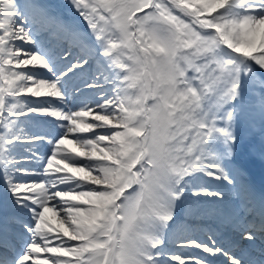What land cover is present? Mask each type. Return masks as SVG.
Segmentation results:
<instances>
[{
    "label": "snow or ice",
    "instance_id": "1",
    "mask_svg": "<svg viewBox=\"0 0 264 264\" xmlns=\"http://www.w3.org/2000/svg\"><path fill=\"white\" fill-rule=\"evenodd\" d=\"M70 4L0 0V264H264V197L192 228L264 125V0Z\"/></svg>",
    "mask_w": 264,
    "mask_h": 264
},
{
    "label": "rangeland",
    "instance_id": "2",
    "mask_svg": "<svg viewBox=\"0 0 264 264\" xmlns=\"http://www.w3.org/2000/svg\"><path fill=\"white\" fill-rule=\"evenodd\" d=\"M45 2L48 3L55 12H58L60 14H66L67 16H75L76 15L74 10L71 7L70 0H45ZM253 118H255V117L253 116ZM244 122H245L246 126L243 125ZM259 126L264 127V125H262L261 121L259 123ZM238 131H239V135L241 137L242 147L240 150V154L238 156L237 163L232 166L233 167V176L235 177V184L234 185L229 184L231 187L229 189H226V191H224L227 195L226 199H224L223 201H220V202H214L210 205H207V204L205 205L206 207L213 208V211L211 212V213H213L212 216L215 215L219 221H217V222L211 221L209 223H203L202 224L200 222H203V221L198 220V219L195 220V223L192 225L193 232L195 235H198L200 237H205L204 234L207 233L209 230H212V231H215L218 236H220L221 238H224L225 235L222 234V229H221V227H222L221 224H223L225 222V219H223V217L229 216L233 213H235L237 215H243V212H245L244 205L246 203H249L248 198L252 194H256L257 196H260V193L257 191V188L255 186L253 187V190L251 191L250 195H248V197L244 196L242 198L240 196L241 190H239V188H238L239 181L244 183V182H246L247 178H250V174L247 171L248 169H247L246 164H248V162H250L251 159H253L259 165L260 169H264V160H261L260 157H255L252 154V151H253L252 149L259 142V139L257 136L258 132H255L252 134L251 129H248L247 121L243 116L241 117ZM262 143H264V139L261 140L259 145H261ZM259 145H257V146H259ZM46 152H47V148L41 147V153L44 154ZM246 153H247V155L250 154V156H245ZM246 157H248V158L251 157V158L248 159L247 163H243V162H245L244 158H246ZM241 165L246 169V171H241ZM262 178H264V176ZM251 179L254 180L253 178H251ZM254 181H256V180H254ZM256 182L259 184L258 181H256ZM227 184H228L227 182L220 181V182L213 183V186H214V188L223 189L222 185L227 186ZM259 186H260V189L262 188V190L264 191V186H261L260 184H259ZM218 225H219V227H218ZM225 232L233 235L231 229H229V228H227L225 230ZM172 250L174 252H188V253H191L192 255H196V254H194V252L191 249H177V248L173 247Z\"/></svg>",
    "mask_w": 264,
    "mask_h": 264
},
{
    "label": "bare ground",
    "instance_id": "3",
    "mask_svg": "<svg viewBox=\"0 0 264 264\" xmlns=\"http://www.w3.org/2000/svg\"><path fill=\"white\" fill-rule=\"evenodd\" d=\"M256 205H259V203H257ZM256 205H254V206H256ZM255 209H256V212L258 213L260 207H255ZM251 210H252V209L248 207V212L251 211ZM225 227H226V225L223 226V228H225ZM199 238H201V237H199ZM201 239H204V238H201ZM229 239H230V238H229ZM193 250H195V249H193ZM196 251H197V250H196ZM198 254H199V253H198Z\"/></svg>",
    "mask_w": 264,
    "mask_h": 264
},
{
    "label": "trees",
    "instance_id": "4",
    "mask_svg": "<svg viewBox=\"0 0 264 264\" xmlns=\"http://www.w3.org/2000/svg\"><path fill=\"white\" fill-rule=\"evenodd\" d=\"M252 113H253V114H258L257 112H254V111H253ZM244 115H245V118H246V119H249V118H250V114H248V113L245 112Z\"/></svg>",
    "mask_w": 264,
    "mask_h": 264
}]
</instances>
